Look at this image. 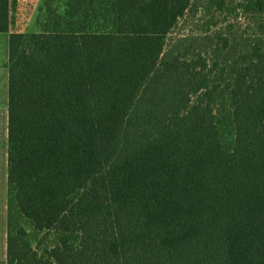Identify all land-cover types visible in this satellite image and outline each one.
<instances>
[{
    "label": "trees",
    "instance_id": "1",
    "mask_svg": "<svg viewBox=\"0 0 264 264\" xmlns=\"http://www.w3.org/2000/svg\"><path fill=\"white\" fill-rule=\"evenodd\" d=\"M193 1L0 0L6 264H264V0L188 45Z\"/></svg>",
    "mask_w": 264,
    "mask_h": 264
},
{
    "label": "rangeland",
    "instance_id": "2",
    "mask_svg": "<svg viewBox=\"0 0 264 264\" xmlns=\"http://www.w3.org/2000/svg\"><path fill=\"white\" fill-rule=\"evenodd\" d=\"M47 0H11L12 28L32 31L37 29L41 8ZM227 4L222 12L209 0H194L192 9L174 29L170 37L187 36V44H195L206 31H223L230 34H257L258 25L241 9L233 11ZM200 35V36H197ZM190 36V37H189Z\"/></svg>",
    "mask_w": 264,
    "mask_h": 264
},
{
    "label": "crops",
    "instance_id": "3",
    "mask_svg": "<svg viewBox=\"0 0 264 264\" xmlns=\"http://www.w3.org/2000/svg\"><path fill=\"white\" fill-rule=\"evenodd\" d=\"M8 40L9 32H0V264L7 257Z\"/></svg>",
    "mask_w": 264,
    "mask_h": 264
}]
</instances>
